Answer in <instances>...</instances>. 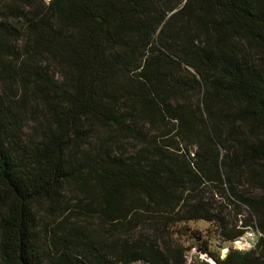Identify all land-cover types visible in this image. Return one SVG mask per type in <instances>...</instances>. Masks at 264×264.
<instances>
[{"label": "trees", "instance_id": "16d2710c", "mask_svg": "<svg viewBox=\"0 0 264 264\" xmlns=\"http://www.w3.org/2000/svg\"><path fill=\"white\" fill-rule=\"evenodd\" d=\"M192 248L264 264V0H0V264Z\"/></svg>", "mask_w": 264, "mask_h": 264}, {"label": "rangeland", "instance_id": "374dc122", "mask_svg": "<svg viewBox=\"0 0 264 264\" xmlns=\"http://www.w3.org/2000/svg\"><path fill=\"white\" fill-rule=\"evenodd\" d=\"M238 191L243 193L244 195L246 196H258L259 193L257 191H254L252 190L251 188H248L247 186L245 185H240L239 188H238ZM209 198L212 200V203L214 205V207L216 209H224L226 210V218L231 221V222H235L236 220H241V216H237V214H235L237 212L236 209L233 208V206H231L223 197H220L218 195H210ZM244 215V214H243ZM148 225H146L147 227ZM190 228L191 229H199L201 231H204L208 228V226L204 223H197V224H193V225H190ZM185 241H188L187 238H185ZM189 244V245H188ZM200 245L201 244V241L198 240V241H194V242H190V243H187L186 246H191V247H195V245ZM214 247L215 246H219V243L217 241H213L212 240V243H211ZM200 254L198 248H195V249H191L187 254V264H194L195 261H196V256ZM222 255L224 256L225 254H223V251H222ZM198 260L199 261H203V262H207L209 260L206 259V256L205 255H200L198 257ZM210 264H213L211 261H210Z\"/></svg>", "mask_w": 264, "mask_h": 264}, {"label": "built area", "instance_id": "2783aa9c", "mask_svg": "<svg viewBox=\"0 0 264 264\" xmlns=\"http://www.w3.org/2000/svg\"><path fill=\"white\" fill-rule=\"evenodd\" d=\"M257 244V234L251 230L246 231L243 236L238 238L233 243L229 244L224 250L223 254H226L228 250H234L237 252H249Z\"/></svg>", "mask_w": 264, "mask_h": 264}]
</instances>
